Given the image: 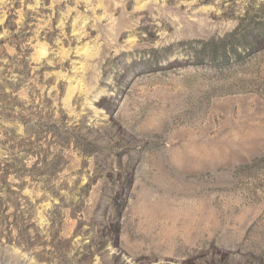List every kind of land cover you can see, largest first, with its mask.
Returning a JSON list of instances; mask_svg holds the SVG:
<instances>
[{
  "label": "rangeland",
  "instance_id": "1",
  "mask_svg": "<svg viewBox=\"0 0 264 264\" xmlns=\"http://www.w3.org/2000/svg\"><path fill=\"white\" fill-rule=\"evenodd\" d=\"M0 264H264V0H0Z\"/></svg>",
  "mask_w": 264,
  "mask_h": 264
}]
</instances>
